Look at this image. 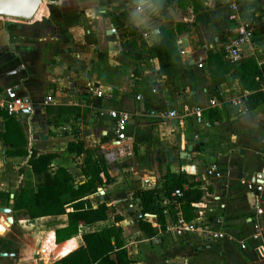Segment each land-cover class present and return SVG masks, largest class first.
Listing matches in <instances>:
<instances>
[{
	"label": "crops",
	"instance_id": "obj_1",
	"mask_svg": "<svg viewBox=\"0 0 264 264\" xmlns=\"http://www.w3.org/2000/svg\"><path fill=\"white\" fill-rule=\"evenodd\" d=\"M200 4L210 19L207 23L196 21ZM232 14L226 0H139L136 5L132 0H41L30 20L0 17V94L14 87L23 106L31 108L19 116L0 113V207L10 208L13 219V194L25 184L12 189V168L25 167L15 181L24 176L34 186L43 180L27 163L31 151L55 153L51 172L66 169L76 189L89 179L84 154L69 152L66 146L81 141L89 150L98 149L113 179L95 184L82 197L93 207L106 203L107 219L79 225L62 241L66 247L53 261L82 245L83 233L117 226L131 264H264V0L249 20L252 38L242 45L236 62L225 53L238 23ZM160 28L176 39L179 59L174 65L160 66L152 52ZM249 56L258 65L260 87L242 91L234 67ZM90 85L102 95L96 96ZM48 95L52 102L42 104ZM247 97H253L248 101L254 106H244ZM209 108L217 110V122L204 117ZM109 109L130 114L127 139L115 140L111 121L98 115ZM165 111L176 116L166 117ZM9 115L26 137V155L11 151L21 142L20 132L7 130ZM4 134L9 142H4ZM73 159L77 167H70ZM212 162L217 171L211 174L207 170ZM179 172L189 176L193 188L207 192L188 206L173 203L172 195L162 199L161 230L155 215L140 211L133 194ZM258 176L263 188L256 198L252 182H259ZM115 206L124 207L131 217L114 211ZM256 207L262 213H256ZM64 209L72 210L66 205ZM116 215L119 222L114 221ZM40 218L66 225L65 214ZM139 218L151 224L153 234L139 228ZM0 219L6 224L2 212ZM179 219L194 224L195 230L172 235ZM58 227L49 231L56 246ZM257 229L259 237L252 239ZM207 231L224 237L212 239ZM72 239L78 241L74 248Z\"/></svg>",
	"mask_w": 264,
	"mask_h": 264
},
{
	"label": "trees",
	"instance_id": "obj_2",
	"mask_svg": "<svg viewBox=\"0 0 264 264\" xmlns=\"http://www.w3.org/2000/svg\"><path fill=\"white\" fill-rule=\"evenodd\" d=\"M261 7L262 0L237 1V13L241 20H254V13L259 11ZM195 11H199L196 15V21L201 23L210 21L201 4ZM158 35L159 42L152 47V52L154 51L158 55L160 66L174 65L179 59L174 35L165 28H160ZM234 72L242 91L257 90L260 87L259 81L256 80V77L260 76V71L252 56L239 61L234 67ZM252 98L247 97L244 106H254V103L250 104L248 101ZM258 100L256 99V102ZM0 113L7 114L3 109H0ZM203 115L211 123L219 120V114L213 108L205 110ZM6 122L8 123V131L10 128H14V130L20 132L21 144L16 146L15 150H11L12 153L26 155V137L20 125L14 120L13 115H9ZM4 142H9L5 134ZM10 143L15 147L16 144L13 141H10ZM66 149L75 154H84L83 170L89 176V179L75 189L72 186V177L66 169L57 167L51 172V162L56 156L55 153L38 154L36 151H31L27 163L34 175L42 174L44 178L34 186L27 184L19 187L18 191L13 194L11 205L13 221L65 214L66 225L63 228L54 230L56 243L69 239L78 231L79 225L107 219L109 207L106 203L100 202L93 207L88 200L82 199V197L85 192L94 189L95 184H108L113 181L107 173L103 155L97 153L98 149L89 150L84 147L81 141L68 143ZM94 155L96 157H93ZM188 178L189 176L185 172H179L169 179L163 178L159 186L143 188L134 192V198L139 199L140 211L155 215L161 230L165 228L164 208L160 205L162 199L165 197L171 199L172 192L179 189L182 195L176 198L175 201L180 205L188 206L191 203L198 202L206 194V190L193 188L191 186L193 184L188 182ZM185 185L187 186L184 187ZM65 205L70 206L72 210L66 212ZM120 220L119 215L114 216V221L119 222ZM138 226L147 235L153 234L151 224L142 218L138 219ZM81 237L82 245L72 250L78 243L77 240L72 239V251H67L66 254L63 253L64 255L49 264H131L127 250L123 246L124 241L119 227L110 226L86 232Z\"/></svg>",
	"mask_w": 264,
	"mask_h": 264
},
{
	"label": "built area",
	"instance_id": "obj_3",
	"mask_svg": "<svg viewBox=\"0 0 264 264\" xmlns=\"http://www.w3.org/2000/svg\"><path fill=\"white\" fill-rule=\"evenodd\" d=\"M229 4L230 10L233 12V14L230 16L231 18H236L238 20V23L236 25L234 34L229 39L227 44L225 45V53L230 62H236L241 59L242 57V50L241 47L244 43L250 41L252 38V30L250 27L249 20H241L238 17L237 13V1L238 0H226ZM138 8V7H137ZM139 9V8H138ZM89 90L93 91L94 94L98 97L102 95V92L97 90V88L90 85ZM52 102L51 96H46L44 100L42 101V104H48ZM25 108L27 112L31 111V108L29 106L25 107L23 106V102L21 98H19L16 94L14 87H7L1 92L0 94V109L5 110L9 114H13L16 116H19L20 109ZM166 117H175L176 114L174 111H165L162 113ZM195 114L197 116V121H200L201 113L197 109L195 111ZM98 115L100 117H107L113 126L114 129V139L121 141L124 139H127L129 125H130V114L125 110H118V109H109L106 111H98ZM262 155L264 156V136H263V146H262ZM217 171V166L214 162L210 163L208 166V173H214ZM259 182L253 181L254 189L256 192V198H258L259 193L262 191L263 188V181L258 176L257 177ZM182 195V192L179 189H176L172 192V202L177 203L175 201L176 198L180 197ZM258 201V200H257ZM256 213H262V210L259 207H256ZM195 230V225L189 222H184L182 219H179L178 222L171 227L172 235L174 236H182L186 234L187 232H192ZM208 237L212 239H219L223 238L224 234L221 232H211L207 231ZM259 237V229H257L252 235V239H257ZM240 247L245 248L244 241L240 242Z\"/></svg>",
	"mask_w": 264,
	"mask_h": 264
},
{
	"label": "rangeland",
	"instance_id": "obj_4",
	"mask_svg": "<svg viewBox=\"0 0 264 264\" xmlns=\"http://www.w3.org/2000/svg\"><path fill=\"white\" fill-rule=\"evenodd\" d=\"M76 161L77 160L75 159H73V161L70 160V163H72L70 167H77L78 165ZM19 169H21V173H23L25 167H14L11 170L9 184L12 189H15L17 185L32 184L31 182L24 181L22 179L24 177L22 176L23 174H21V178L18 177V181H15L14 176L20 175V173L18 174L17 172ZM74 179L76 180V177H74ZM8 190L10 191V188ZM10 192H13V190ZM97 195L101 196V191ZM114 211H118V213L123 214L127 218L131 217L124 207L122 209L119 206H115ZM132 217L134 218V216ZM54 223L56 222L50 218L20 220L10 225V227H8L5 232L1 226H6V224H0V251L14 253L15 255L14 257H9L6 259L0 258V264H49L52 262L58 257L60 249L64 246V244H62L63 242L59 243L55 247L53 252L50 254V256H52L47 261L44 260L43 255L40 252V246L44 235L49 231H52L51 229H53L56 225L59 226L58 228L64 227L60 226V224Z\"/></svg>",
	"mask_w": 264,
	"mask_h": 264
},
{
	"label": "water",
	"instance_id": "obj_5",
	"mask_svg": "<svg viewBox=\"0 0 264 264\" xmlns=\"http://www.w3.org/2000/svg\"><path fill=\"white\" fill-rule=\"evenodd\" d=\"M139 0H132V4L136 5ZM41 0H0V17L14 18L19 20H30L36 13ZM21 113H26L27 110H21ZM0 212L9 213L10 208L0 207ZM138 216H142L139 212ZM12 217H6V227L12 225ZM0 256H13L12 253L0 252Z\"/></svg>",
	"mask_w": 264,
	"mask_h": 264
},
{
	"label": "bare ground",
	"instance_id": "obj_6",
	"mask_svg": "<svg viewBox=\"0 0 264 264\" xmlns=\"http://www.w3.org/2000/svg\"><path fill=\"white\" fill-rule=\"evenodd\" d=\"M56 244L53 242V235L51 232H48L47 234H45L41 246H40V252L43 255L44 260H49V258L52 256H50V254L53 252V250L55 249ZM66 246H63L60 249L59 254L61 253V251L64 250Z\"/></svg>",
	"mask_w": 264,
	"mask_h": 264
},
{
	"label": "flooded vegetation",
	"instance_id": "obj_7",
	"mask_svg": "<svg viewBox=\"0 0 264 264\" xmlns=\"http://www.w3.org/2000/svg\"><path fill=\"white\" fill-rule=\"evenodd\" d=\"M4 207H7V206L5 205ZM3 214L5 215V219H6L7 216H11V215H10V212H9V213H3ZM0 222H1V221H0ZM5 222H6V220H5ZM12 224H13V222H12Z\"/></svg>",
	"mask_w": 264,
	"mask_h": 264
},
{
	"label": "clouds",
	"instance_id": "obj_8",
	"mask_svg": "<svg viewBox=\"0 0 264 264\" xmlns=\"http://www.w3.org/2000/svg\"><path fill=\"white\" fill-rule=\"evenodd\" d=\"M139 11H143V8L141 7L140 9H138Z\"/></svg>",
	"mask_w": 264,
	"mask_h": 264
}]
</instances>
